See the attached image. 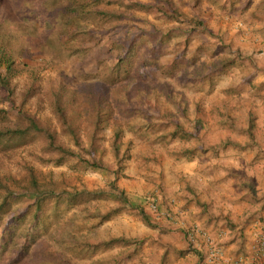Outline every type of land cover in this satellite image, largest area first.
I'll use <instances>...</instances> for the list:
<instances>
[{
    "label": "trees",
    "instance_id": "obj_1",
    "mask_svg": "<svg viewBox=\"0 0 264 264\" xmlns=\"http://www.w3.org/2000/svg\"><path fill=\"white\" fill-rule=\"evenodd\" d=\"M100 1L115 3L125 9H137L150 13L156 19L169 22V25H158L135 15L129 17L131 18L129 22L120 20L124 17L122 12L96 8L95 4ZM215 1H218L215 8L205 10L200 0H186L185 9L175 4L173 0H69L61 7V11L68 20L85 14L97 22L109 21L112 27L118 26L111 39H107L109 42L107 48L109 51H115L114 60L108 64L106 60L97 58V69L93 71L79 68L76 74H80L83 80L76 86L72 85L70 75L63 69H58L50 79L46 96L47 105L58 118L62 132L68 137L72 146L57 141L47 123L37 122L33 114L23 108L20 102L15 106V119H8L5 124H0V148L4 150L36 142L41 149L55 153L44 159L45 162H51L57 166L68 159H73V162L69 164L72 169L88 167L108 171L111 168L103 163L101 154L97 153L102 152L103 147L98 141L100 137L96 132L108 122L113 102H118L117 115L112 121L113 128L109 142L115 159L116 169H113V172L121 166V160L128 157L130 139H126L122 151H120L118 139L123 125L131 128L134 124L136 112H140L145 117L142 122L145 131H140L141 137L146 135L149 127L159 126L160 131L158 135L152 136L153 140L164 143L174 138L197 140L198 143L192 146L172 151L174 157H189L200 146V149H207L208 146L200 143L198 122L189 120L186 127L172 117L169 103L180 110L183 107L173 98V92L165 81L153 79L161 75L169 76L181 65L183 69L178 76L184 86L195 88L197 83L199 87L205 83L209 87L233 65L232 43L225 38L226 32L223 33V30L215 27L209 28L206 21L212 18L215 26L220 25L222 17L229 14L235 4L241 5L239 11H243L249 0H243L244 5L240 2L241 0ZM257 4L264 5V0H258ZM249 16L253 17L254 14L249 12ZM64 21H67L66 18ZM138 21L142 24H138ZM80 32L74 31L72 35L79 36L78 38L86 36L88 38L86 41L92 39L95 44L101 39L89 29ZM76 45L82 48L80 39L73 44V46ZM99 45L101 46L102 43ZM189 47L192 51L187 55ZM23 48V43L15 47L0 44V89L4 91V95L0 97L1 102L12 100L10 98L14 87L11 84V78L19 70L17 60ZM189 65H193L192 72L188 71ZM28 76L29 82L24 88V96L34 94L39 87L38 75L31 71ZM130 80L134 88L133 99L129 89L124 88V85L118 88L120 83L126 84ZM249 80L250 78H246L247 82H250ZM259 86L261 82L256 83V87ZM148 108L151 111H148ZM5 112L4 108H0V116ZM223 112L221 114H224L226 120L230 119L232 123L234 115L226 109ZM79 114L90 116V129L85 131L84 139L81 138L75 123ZM235 130L245 134L249 141L240 144L229 138H223L210 148L216 151L228 145L236 149L251 146L254 143V136L252 114L249 110L244 114L243 124L236 126ZM183 187L186 191L184 206L191 202L200 209V212L207 213L208 205L198 197L196 187L188 181L183 182ZM104 196L101 189L69 188L63 179L52 178L51 169L43 170L25 165L24 173L20 177H11L7 181L3 175H0V252L5 251L6 245L9 247L3 262L0 260V264H94L93 262L79 263L77 259L89 257L96 251L105 250L112 245L130 247L124 254L117 257L111 256L106 261H97V264H146L140 258L142 238L137 236L126 238L111 236L107 239H98L86 242L84 249H81L83 245L79 243L80 241L64 227L59 229L60 233H51L39 239L48 222L47 219L52 217L51 215L55 216L57 211ZM22 198L27 199L24 205L20 208L12 207ZM113 198L115 205L100 213L98 215L100 220H107L112 215L126 210L132 212L146 226L157 229L158 234L165 233L158 220L159 214L150 210L147 204L129 203L120 190L114 192ZM19 224H23V228L16 234ZM157 235H150L147 239L148 244H159V259L156 264H166L170 248L174 249L175 255L184 253V250L175 249L161 241ZM8 242L11 243L8 244Z\"/></svg>",
    "mask_w": 264,
    "mask_h": 264
},
{
    "label": "rangeland",
    "instance_id": "obj_2",
    "mask_svg": "<svg viewBox=\"0 0 264 264\" xmlns=\"http://www.w3.org/2000/svg\"><path fill=\"white\" fill-rule=\"evenodd\" d=\"M68 1L0 0V44L8 45L9 47L24 44V48L20 51L17 60L19 70L11 78V84L14 87V92L10 98L12 100L11 102H1L0 100V108L6 110L0 116V124H5L8 119L14 120L16 117L15 106L22 102L23 108L32 113L37 122L47 123L49 130L54 134L57 141L72 146L68 137L62 132L58 118L47 105L46 96L50 79L58 69H63L70 75L72 85L76 86L83 80L80 74H76L79 68L90 71L97 69V58L106 60L108 64L111 63L114 60L115 51H109L107 39H111L116 33L115 30H117L118 26L114 25L112 27L109 21L97 22V20H92L91 16L85 14L82 17L76 16L68 20V17H65L61 11V7ZM173 1L183 9L186 8L184 5L186 0ZM257 1L249 0L247 3L248 7H257ZM207 3L210 2L208 0H200V4L203 7H207ZM259 6L262 8L259 9V16H256V18L260 21V24L258 23L255 27L249 28V32L252 35L256 34L257 37L262 39L264 37V6ZM95 7L106 11L122 12L124 17L120 18V20H125L126 22L131 21L129 20L131 15H135L136 17L155 22L158 25H169V22L156 19L150 13H144L137 9H125L115 3L100 1L95 4ZM43 10H45L44 13ZM236 14L245 22L248 18H252L246 14L244 17L238 11ZM65 18L67 21H64ZM137 23L142 24L140 21ZM206 25L212 28L215 24L210 18L206 21ZM219 26L226 27L227 24ZM86 29L91 30L97 37H101V39L97 40V44L92 39L86 41L88 39L86 36L78 38L79 36L75 37L72 35L74 31L81 33L80 31ZM226 35H230V33L226 31ZM229 37L230 42L233 43L231 56L234 59L228 74L230 78H222V81L217 83L212 89L213 93H192L186 87L188 85L183 87V83L178 76L180 70L183 69L181 65L176 68L172 75L167 77L161 75L153 79L165 81L173 92V98L183 107L180 110V108L177 109L173 107V104L169 103L172 117L179 120L182 125L187 127L189 120L194 118L193 112L189 109L191 102L195 101L201 104H208L214 100L216 102L219 95L223 94L222 91L228 79L233 80L235 77H239L242 72L245 73V71H247V74L253 73V76H257L258 73L264 70V48L262 46L257 47L254 44L257 42H253L249 35L245 40ZM77 39H80V47L82 48H78L77 45L73 46ZM257 40L258 38L255 41ZM101 43L102 45L100 46L99 44ZM191 51V47H189L187 55ZM192 66H188L189 72H192ZM31 71L38 75L39 87L34 94L24 96V88L29 82L28 75ZM130 83L131 80L126 84L120 83L118 88L120 89L124 85V88L129 89L131 99H133L134 88ZM245 86L241 88L244 89ZM115 91L117 92V88H115ZM3 95L4 91L0 89V97ZM158 101L161 103L160 99ZM226 105L232 108V113L238 111L233 100L229 98L226 101ZM118 106V102H113L108 122L101 130L96 132L98 137H100L98 141L103 147V151L97 153L101 154L103 163L111 168L108 171L94 170L88 167L72 169L69 164L73 162V159H68L65 163L57 166L51 162H45L44 159L55 155V153L47 149H41L36 142L4 150L0 148V175H3L7 181L11 177H20L24 173V166L31 165L43 170L51 169L52 178L55 180L63 179L69 188L85 187L87 189H101L104 192L105 196L102 198L83 201L63 211H57L55 216H47L49 217L47 219L48 222L39 239L51 233H60L59 229L64 227L67 232L80 241L79 243L83 245L81 249H84L86 242L98 239H107L111 236H122L125 238L137 236L142 238L141 260L146 264H156L159 259V244H148L147 239L150 235H157V229L146 226L132 212L126 210L112 215L107 220H100L98 215L115 205L113 194L117 190L122 191L129 203L146 205L147 197L152 196L157 202L159 211L180 209V201L183 198L181 191L184 189L183 182L188 181L200 187L198 188L199 193L206 199V204L208 205L206 217L208 212H210L211 220H206V217L201 219L200 217H204V215L199 211L198 207H193L192 211H186L187 213L180 215L173 213V219L176 220L163 219L164 217L162 218L161 214V216H158V220L165 233L158 234V238L175 249H182L185 247L186 240L184 235L180 234L182 228L178 226L177 220H183L185 225L196 223L199 220L203 223L208 222L207 225L224 226L229 229L225 240L220 242L226 244L228 252L237 253L238 250H246L250 244L251 233L255 228L253 220L258 215L260 217L264 215V155L262 154L260 158H254L249 164L247 152L242 153L241 160L236 159L234 161L230 154H225L223 156L225 159L213 164L209 155L211 152L197 147L198 152L194 150L191 156L176 158L173 156L172 151L179 150L185 146H192L196 143V140L174 138L167 143L153 140L152 136L158 135L160 131L159 126L149 127L146 135L141 137L139 133L140 131H145L142 126L145 117L140 112H136L133 119L134 124L131 128L123 125L118 139L120 151H122L126 139H130L128 157L123 158L121 166L117 168L116 172H113L112 170L116 169L115 159L109 147V142L113 128L112 121L117 115L116 109ZM148 111H151V109L148 108ZM203 112L198 111V114L202 117L204 116V118H214V115L210 113L206 115L205 111ZM75 123L81 138L84 139L85 131L90 129V116L79 114ZM219 130L221 128L212 126L209 132L204 131L203 136H201L203 139H201L200 143L211 144V135L213 134L212 136H214ZM193 156L197 157L194 159V163H185ZM211 186H213V190ZM26 200V198H22L14 203L12 207L20 208L26 203ZM49 213L51 214V210H49ZM22 225H17L19 227L16 229L17 232L15 231L16 234L21 231ZM176 232L178 234H175ZM10 243L8 242V244ZM129 247L127 245H112L105 250L96 251L89 257H79L77 261L79 263L93 262L97 264V261H106L111 256L117 257L124 254ZM5 248L4 252H0V260L2 262L9 250L7 245ZM191 254L192 252L188 255L185 254L186 256L184 254L175 255L174 249L170 248L167 253L166 264H197Z\"/></svg>",
    "mask_w": 264,
    "mask_h": 264
},
{
    "label": "crops",
    "instance_id": "obj_3",
    "mask_svg": "<svg viewBox=\"0 0 264 264\" xmlns=\"http://www.w3.org/2000/svg\"><path fill=\"white\" fill-rule=\"evenodd\" d=\"M208 1L211 4L207 3L208 4L207 7H203L201 5L202 8L205 10L206 9L211 10V9L215 8V6L218 2L215 0H208ZM238 1H240V0H238ZM240 2H242V5H244L243 0H241ZM256 4H257V2H256ZM240 6L241 5L235 4L233 10L229 14H225L222 17L221 24H223V25L227 24L226 27H224V26L220 27L219 25H217V26L214 25L213 27L218 28L219 30H223V33L228 31L230 33V35H226L225 36L226 39H230L229 36H231L232 38L234 37L235 39L245 40L246 37L249 35V36H251L250 38H251V40H253V42H257V43H254L257 45V47L262 46L264 48V45H263L264 37L262 39H260L259 37H257L256 34L252 35V33L249 32V28L255 27L260 22L256 18V16L257 17L259 16L258 11L262 7L258 6V4H257L256 5L257 7L253 6V8H249L248 4H247L246 8L243 11H239ZM237 11L241 12L242 15H244V17L246 15H249V12H252L254 14V16L252 18H249L245 22L242 18L239 17L238 14H236ZM244 11H245V13H244ZM238 21H240L242 25L237 26L236 22H238ZM162 26H164V25H162ZM257 38H258V40L255 41ZM238 42H240V41H238ZM231 51H232V49H231ZM230 70L231 69L229 68V70L221 78H219L212 86L207 87V85H205V83H204V84H202L203 87L202 86L199 87L198 83H197L194 86L195 88L189 87V86H186V87H188L189 90L192 91V93L193 92L198 93V94H200V93H205V94L213 93L214 91L212 89L217 85V83L222 81V78H224V77L230 78V76L228 75ZM243 74H245V75H243ZM246 74H247V71H245V73L242 72L239 75V77H237V78L235 77V79H233V80L228 79V81L226 82V86H225V88H223V91H222L224 95L220 94L219 98L216 102L214 100L212 102H209L208 104L196 103L195 101L193 103L192 102L190 103L191 106L189 109H190V111L193 112V117H194L193 120L197 121L198 125L200 126V129H199L200 140L203 139V138H201V136H203V132L204 131L209 132L210 128L212 126L221 128V130L217 131L218 133L214 134V136H212L213 134L211 135V144L212 145L210 143L207 145L205 144L206 146H208L206 151L211 152L209 155L211 156L210 159H211V162L213 164H215L216 162H218V163L221 162V159H225L223 157L225 154H230L231 158L234 161L236 159L241 160V158H242L241 156H243L242 153L247 152L246 154H247V158L249 157V160H248L249 164H250V162H252V160L254 158H260L262 154L264 155V151H263L264 150V70H262L260 73H258L257 76L256 75L253 76V73H248L247 75ZM164 77H167V76H164ZM246 78H250V80H249L250 82H247ZM258 82H261V86L256 87V83H258ZM241 85H243V86L246 85V86L244 89H242L241 87H243V86H241ZM183 87H185V86L183 85ZM228 95H230L231 97ZM228 98L233 100V103L235 104L236 109H238V111L236 113H232V108L227 107L226 101ZM243 99H244V101H243ZM225 109L228 110L232 115H234V117L232 118V123H230V121H231L230 119H229L230 121L226 120L227 118H225L223 116L224 114L223 115L221 114V112H223ZM252 109L254 110L253 112H252ZM239 110L241 111V113ZM247 110H249L252 114V131H253V136H254V143L251 146L247 145L244 149H236L231 145H228L224 148H219L216 151L211 149L210 147H213L214 145H216L223 138H229L230 140H233V141L238 142L240 144H245L249 141V138L245 134L239 133L237 130H235L236 126L243 124L244 114ZM198 111H202V112L205 111L206 115H208L210 113V114L214 115V118L213 119H210L208 117L204 118V116L202 117L198 114ZM196 143H198L197 140H196ZM195 151L198 152L197 149H195ZM195 158H197V157L193 156V158L191 157V159L185 163L192 164L195 162V160H194ZM194 186L197 189L198 197L201 200L206 202V199H204L201 196V194L199 193L198 188H200V187H197L196 185H194ZM211 189L212 190L214 189L213 186H211ZM181 191H182V195H183V198L180 201L181 208L180 209L176 208V209H174V211H172L173 213H177L178 215L183 214V213H187L190 210L192 211L193 207L197 208V206H195L191 202H189L186 206H184V203H185L184 202V196H185L186 191L184 189H182ZM199 211H200V209H199ZM202 214L204 215V217H200L201 219L206 217V213L205 214L202 213ZM162 218H163V216H162ZM261 218L264 221V215ZM163 219H165V218H163ZM207 219L211 220L210 212H208V216L206 217V220ZM181 221H183V220H181ZM207 223L208 222L203 223V222L197 220L196 223H191V224H197L199 226H202L204 228L211 230V232H215V230H217V229L224 228L226 232H225V235L223 236V238L220 240V242L225 240V238L227 237V233L229 232L228 231L229 229H227L224 226H216V225L212 226L211 224L207 225ZM175 234H178V233L176 232ZM180 234L184 235L183 232H180ZM220 245L222 246L224 252L229 256H234L237 253L241 252L240 250H238L237 253L236 252L235 253L234 252H228L227 251L228 249L226 248V244L220 243ZM185 247L187 249V242L186 241H185ZM185 247H183L180 250H184L183 254L188 255L191 251H189V250L186 251V249H184ZM191 255L194 256V259L196 260V263L198 264V260L195 256V254L192 253Z\"/></svg>",
    "mask_w": 264,
    "mask_h": 264
},
{
    "label": "built area",
    "instance_id": "obj_4",
    "mask_svg": "<svg viewBox=\"0 0 264 264\" xmlns=\"http://www.w3.org/2000/svg\"><path fill=\"white\" fill-rule=\"evenodd\" d=\"M236 23L237 26L242 25L240 21ZM146 204L150 210L159 215L162 214L164 218L176 220L173 219L172 211H159L154 197L148 196ZM253 223L255 228L251 233L250 244L247 249L234 256H229L220 245V240L226 232L224 228L211 232V230L197 224L185 225L183 221L177 220V224L182 228L185 236L187 250L195 254L198 264H264V221L258 215Z\"/></svg>",
    "mask_w": 264,
    "mask_h": 264
}]
</instances>
